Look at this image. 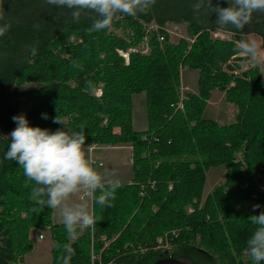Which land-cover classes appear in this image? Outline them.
<instances>
[{
    "label": "trees",
    "instance_id": "trees-1",
    "mask_svg": "<svg viewBox=\"0 0 264 264\" xmlns=\"http://www.w3.org/2000/svg\"><path fill=\"white\" fill-rule=\"evenodd\" d=\"M194 2L155 0L145 12L117 14L108 29L94 32V13L82 12L73 20L70 10L46 0H0V264H23L33 250L31 231L47 227L53 264H63L65 257L68 264H92V255L96 264L98 258L103 264H153L170 255L188 264H242L241 256L233 253L247 250L255 227L249 217L264 211L259 185L264 182L257 177L264 174V82L258 69L246 72L245 78L226 74L222 65L234 50L205 32L222 30L235 37L255 33L264 45V13H254L237 32L219 27L210 6L195 11ZM213 5L228 6L227 0H213ZM141 20L186 23L192 35L203 33L193 44L183 40L176 46L167 36L159 42L153 35L150 54L130 53L126 64L117 50L126 51L131 44L112 29H139ZM71 36L82 42L67 43ZM141 38L142 32H135L131 40L137 43ZM185 65L200 69V90L188 93L185 110L176 111L180 66ZM37 82L42 85L35 90H20L22 84ZM99 83L104 84L102 98L93 95ZM214 87L224 90L226 101L237 106L228 124L203 118ZM144 91L149 125L139 132L132 128V102L133 94ZM26 95L32 102L27 118L33 126L55 131L64 127L53 123L58 116L68 130L83 129L84 146L133 147V179L121 182L111 207L93 203L96 223L76 239L68 237L62 222H54L55 209L33 202L37 185L23 175L22 167L4 159L16 126L12 117L19 114L21 97ZM42 113L48 119H42ZM116 127L121 128L119 133L114 132ZM153 132L158 141H143V134ZM214 166H226V180L201 208L206 174ZM151 180L156 181L155 189L148 185ZM142 187L144 197L139 195ZM254 205L259 207L253 210ZM189 206L195 208L193 213H188ZM178 229L171 252L152 249L158 236ZM104 237L110 242L105 248Z\"/></svg>",
    "mask_w": 264,
    "mask_h": 264
},
{
    "label": "clouds",
    "instance_id": "clouds-1",
    "mask_svg": "<svg viewBox=\"0 0 264 264\" xmlns=\"http://www.w3.org/2000/svg\"><path fill=\"white\" fill-rule=\"evenodd\" d=\"M155 0H46L57 8L70 10L73 20H78L82 12H91L95 18L91 31L100 32L110 27L114 16L122 14L135 16L137 12L150 9ZM210 6L219 27L240 32L251 22L254 13H264V0H227V7L213 5V0H195L193 9ZM0 35L3 31L0 30ZM260 45L255 40L242 38L237 49L250 56L253 61L260 58ZM35 55V49H32ZM48 119L47 113L41 114ZM15 128L10 133V143L4 159L15 161L22 167L23 175L34 181L31 199L40 208L58 210L64 229L70 239L90 229L96 223L94 212L84 203L70 202V197L86 190L93 198L94 205L111 207L115 192L122 187L119 179L111 173H101L93 166L91 156L86 152L83 129L70 131L63 119L54 118L53 123L64 127L52 131L33 126L23 113L12 117ZM99 191V195H95ZM259 207L254 205L253 210ZM249 220L254 230L246 241L251 264H264V211L251 215ZM70 251L69 249H65ZM68 264V259H63Z\"/></svg>",
    "mask_w": 264,
    "mask_h": 264
},
{
    "label": "rangeland",
    "instance_id": "rangeland-1",
    "mask_svg": "<svg viewBox=\"0 0 264 264\" xmlns=\"http://www.w3.org/2000/svg\"><path fill=\"white\" fill-rule=\"evenodd\" d=\"M140 27L137 28H126L124 31L121 29H112L113 33L124 35V38H127L129 44H131V48L124 51L122 49H118L117 52L120 56H122L126 62L129 64L130 62V53H140L143 55H149L151 52V48L149 46L150 39L153 35L159 37V42H164V39H161L160 36H167L168 41L173 45H178L183 40H187L189 44H193L195 39L199 34L192 35L189 31L188 24L180 23V22H168L164 25H159L157 22H144L139 21ZM135 32H142V38L140 42L132 41L131 38L134 36ZM208 38H210L214 42L225 43L227 45H231L234 50V55H232L229 60L222 65L223 71L232 75L234 78H245V73L250 71L251 69H258L261 74V79L264 82V45L262 42L261 36L255 33H251L243 36H246L248 40H255L261 47L259 49L260 58L257 61H253L250 56L242 53L237 49V46L241 42V39L234 36L233 33L216 30L211 32H205ZM163 36V37H164ZM240 36V35H239ZM242 37V36H240ZM76 43L82 42L81 38H77L75 36H71L68 38L67 43ZM128 54V59L125 58V55ZM199 77H200V69L191 68L190 65L180 66V79L178 89L181 94H185L187 96L188 93L198 94L200 90L199 86ZM42 84L37 83H25L20 85V90L28 91L30 89H37ZM231 85L234 86V80L231 82ZM104 94V84L99 83L98 86L93 90V95L97 98H102ZM179 101V100H178ZM185 103V102H184ZM20 113L28 115L32 102L29 101V95L25 97H21L20 102ZM133 113L131 118L132 128L134 131H145L149 125L148 121V108H147V93L140 92L133 94ZM185 110V109H184ZM180 110V111H184ZM237 113V106L232 103H228L226 101V92L217 87L212 88L209 92V99L207 101L206 109L203 115L204 119L217 121L220 125L228 124L231 122ZM107 122V119L104 121ZM145 129V130H144ZM121 131L120 127L114 128L115 133H119ZM143 141L151 142L158 141L155 133H151V135L143 134ZM95 147L93 154L96 156L98 160L103 162L102 166H94L97 171L101 173H111L113 179H119L122 183H126L127 181L133 179V147L128 143H117L115 145H101L99 143H91L88 146H84L86 152L90 153V148ZM158 149H154L152 152L157 153ZM90 155V154H89ZM149 156V153L147 154ZM161 160L157 159L156 165L160 164ZM227 169L226 166H217L212 167L208 170L206 174V180L204 184L202 202L200 207L202 208L206 198L210 193L214 191L216 186H219L226 180ZM258 178H260L264 182V174L259 173ZM153 181L151 180L150 186H153ZM131 182V181H130ZM261 185V184H259ZM264 183L262 184V190H264ZM153 188V187H152ZM169 189H172V184H170ZM78 199V192L75 193L72 197H70V202H80ZM155 208V207H154ZM240 209V208H238ZM191 210V211H190ZM195 208L193 206L188 207V213H193ZM56 211V210H55ZM54 222L61 223V218L59 213H54ZM209 219V216H207ZM60 221V222H58ZM50 227H47L44 231H39L37 229H33L31 231V238L33 241V250L29 252L23 264H53L52 263V255H51V232ZM181 230H171L166 232L162 236H158L156 238L155 244L152 245V249L161 250L163 252H171L176 245V239L179 237ZM43 234L46 238H40V235ZM103 238L104 248L109 245V241ZM146 250V249H145ZM226 255H223L225 258ZM233 256H241L242 264H251V260L248 256L247 250H244L241 254L237 252L233 253ZM99 263L103 264L102 261L98 258ZM227 264L226 262H224ZM92 264H96V257L92 255ZM107 264H115L114 262H109Z\"/></svg>",
    "mask_w": 264,
    "mask_h": 264
},
{
    "label": "built area",
    "instance_id": "built-area-1",
    "mask_svg": "<svg viewBox=\"0 0 264 264\" xmlns=\"http://www.w3.org/2000/svg\"><path fill=\"white\" fill-rule=\"evenodd\" d=\"M161 39H164L163 36H160ZM125 58L128 59V54L125 55ZM187 99V96L183 93L180 95V98H179V101L174 104L173 106L175 107V110L178 111V110H184L185 109V106H184V102L185 100ZM95 147H91L89 150H90V156H91V159H92V162H93V166H102L103 165V162L101 160H98L96 158V156L93 154V151H94ZM157 151V150H156ZM158 152V151H157ZM153 188L150 186V183L151 181L149 182V186L151 189H155V186H156V181H153ZM264 186V185H263ZM260 188L262 190V184L260 185ZM264 191V190H263ZM146 194V187H142V189L140 190L139 192V195L144 197V195ZM78 199L80 202H83L84 204L87 205L88 207V210L90 212H94V209H93V198L91 196L88 195L87 191L86 190H81V191H78ZM191 211V210H190ZM94 227V225H93ZM92 227V228H93ZM40 238H44V235L41 234L40 235Z\"/></svg>",
    "mask_w": 264,
    "mask_h": 264
},
{
    "label": "water",
    "instance_id": "water-1",
    "mask_svg": "<svg viewBox=\"0 0 264 264\" xmlns=\"http://www.w3.org/2000/svg\"><path fill=\"white\" fill-rule=\"evenodd\" d=\"M238 38L242 39V38H246V36H242L240 37L239 35H237ZM247 39V38H246ZM153 264H188L187 262L183 261V260H180V259H176V258H173L171 255L166 257V258H163V259H160L156 262H154Z\"/></svg>",
    "mask_w": 264,
    "mask_h": 264
},
{
    "label": "crops",
    "instance_id": "crops-1",
    "mask_svg": "<svg viewBox=\"0 0 264 264\" xmlns=\"http://www.w3.org/2000/svg\"><path fill=\"white\" fill-rule=\"evenodd\" d=\"M145 130V129H144ZM131 180L129 179V181H127V182H130ZM76 200H78V199H76ZM77 203H79L78 201H76ZM55 212H57V215H58V210H56ZM55 219H56V217H54ZM58 222H60V221H58ZM62 222V221H61ZM46 238L44 237L43 238V240H45ZM50 246H51V248H52V244H50ZM52 255V254H51Z\"/></svg>",
    "mask_w": 264,
    "mask_h": 264
},
{
    "label": "flooded vegetation",
    "instance_id": "flooded-vegetation-1",
    "mask_svg": "<svg viewBox=\"0 0 264 264\" xmlns=\"http://www.w3.org/2000/svg\"><path fill=\"white\" fill-rule=\"evenodd\" d=\"M164 258H166V257H164ZM163 259V258H162Z\"/></svg>",
    "mask_w": 264,
    "mask_h": 264
}]
</instances>
